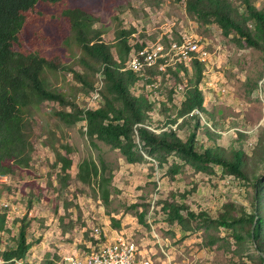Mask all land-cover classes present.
<instances>
[{"label": "rangeland", "instance_id": "obj_1", "mask_svg": "<svg viewBox=\"0 0 264 264\" xmlns=\"http://www.w3.org/2000/svg\"><path fill=\"white\" fill-rule=\"evenodd\" d=\"M89 1L99 17L95 27H103L109 41H114L121 29H135L143 34L146 47L166 52L171 40L185 34L199 35L210 53L199 83L206 109L201 112V124L208 125L216 134L220 146L228 150L241 148L249 158L259 159V143L264 136L262 50L240 41L235 33L225 35L215 23L202 24L186 12V3L182 0ZM232 1L242 11L243 0ZM252 1L258 8H264V0ZM165 36L169 37V42L165 41ZM131 41L135 42L133 36ZM194 72L192 68L188 74L184 69L180 70L183 81L164 78L158 72L154 75L158 83L141 81L135 94L149 96L155 104L152 126L156 132L168 128L160 103H168L175 118ZM143 83L148 85L149 95L141 87ZM71 85H77L72 73L62 72L57 87L65 89ZM90 96L82 91L77 100L82 107L90 102L89 105L98 107L99 101L92 102ZM62 109L58 103L47 101L31 110L34 146L31 166L29 170L18 169L7 175L8 180L1 189L0 212L8 215L14 235L19 233L21 219L28 216L27 234L32 246L26 259L31 264H43L47 256L50 259L58 257L60 261L86 256L96 248V240L91 236L96 226L115 236L118 244L136 243V262L150 259L153 264L257 263L254 244L248 239L234 237L232 229L223 226L206 229L202 217L184 225L177 221L172 223L167 220L163 208L164 201L174 199L192 211L207 213L211 220L216 219L228 203L243 205L251 212L255 192L252 182L228 174L217 165L213 172L206 173L187 164L182 172L171 175V163H182L175 155L168 156V161L162 165L144 152L143 160L128 162L119 149L98 139L92 143L85 133V121L70 126L54 115V110ZM182 120L180 118L178 122ZM192 124L178 130L176 124L174 128L186 140L193 129ZM203 127L197 135L199 148L214 144ZM65 144L73 148L70 155L73 164L67 179L60 170L61 164L54 165V149ZM84 158H92L98 164L105 161L111 169L114 190L108 203L101 198L95 183L89 185L78 180V166ZM256 173L261 176L264 169L259 167ZM145 210L143 222L140 214ZM214 238H217L216 243L210 244ZM4 239L11 244L7 235ZM1 247L4 249L5 245Z\"/></svg>", "mask_w": 264, "mask_h": 264}, {"label": "trees", "instance_id": "obj_2", "mask_svg": "<svg viewBox=\"0 0 264 264\" xmlns=\"http://www.w3.org/2000/svg\"><path fill=\"white\" fill-rule=\"evenodd\" d=\"M182 1L186 3V12L202 24L215 23L225 35L235 33L240 41L264 52V8H258L252 0L242 1V11L232 0ZM98 21L89 0H0V194L7 175L18 169L29 170L31 166L34 151L31 110L52 101L63 107L54 110L55 116L70 126L85 121V133L92 143L98 139L119 149L128 162H139L146 153L162 165L168 161V156L175 155L182 163H171V175L182 172L187 164L206 173L213 172L217 165L228 174L252 182L255 192L251 212L243 205L228 203L225 210L211 220L207 213L192 211L174 199L164 201L163 208L172 223L177 221L184 225L202 217L206 229L220 226L232 229L234 237L254 244L258 253L254 264H264V174L256 173L257 168L264 169V136L259 143V159L249 158L244 149L228 150L220 146L216 134L208 125L201 124V112L206 109L199 83L205 64L195 60L191 65L181 63L161 71L159 64L164 60H160L149 67L146 76L141 75L129 67V60L134 50L142 58L147 46L143 34L135 29H121L116 39L109 41L104 36L106 30L95 27ZM131 36L135 42L131 41ZM166 38L169 42V37ZM191 68L195 71L194 77L189 80L177 116L173 118L175 112L168 103H160L168 128L156 132L152 126L155 104L149 96L136 95V90L146 77L149 78L147 84L158 83L156 72L164 78L183 81L180 70L188 74ZM62 72L72 73L77 85L58 88ZM147 84L141 87L149 95ZM96 90L101 93L100 105L90 107L89 103L82 107L77 100L79 93L92 95ZM178 118H183L182 122L179 123ZM176 124L177 130L192 124L186 140L175 130ZM202 126L214 144L199 148L197 135ZM54 152V165L61 164L60 170L67 179L73 164L70 156L73 148L65 144ZM78 169V180L89 185L95 183L101 198L108 203L114 190L113 174L105 161L98 164L92 158H84ZM146 212L140 214L143 222ZM27 217L21 219L19 233L14 235L8 215L0 212V264H28L26 256L32 245L27 234L30 226ZM6 235L11 244L4 239ZM216 240L214 238L210 244ZM57 258L47 256L43 264H58L60 259Z\"/></svg>", "mask_w": 264, "mask_h": 264}, {"label": "bare ground", "instance_id": "obj_3", "mask_svg": "<svg viewBox=\"0 0 264 264\" xmlns=\"http://www.w3.org/2000/svg\"><path fill=\"white\" fill-rule=\"evenodd\" d=\"M206 47L207 46H205L201 37L196 33L185 34L179 39L171 40L169 49L166 52H163L162 50L151 49L150 47H146L143 52V56L141 58L134 50L133 52H131L129 67H131L137 73L146 76L149 67L158 64L160 60H164V62L159 64V68L161 71H167L170 67H174L181 63L186 65H191L195 60H198L206 65L210 55ZM148 57H150V60L143 61ZM134 58L136 59V61H141L140 64H134L133 63ZM146 79L149 78L146 77ZM90 97L92 102H95L94 100H98L100 102L101 93L99 90H96L92 93ZM95 106L90 105V107H95ZM7 180L8 177H6V181ZM120 244L124 246V249L133 248L135 254L137 255L138 246L136 243L122 242ZM144 261H149V260H144Z\"/></svg>", "mask_w": 264, "mask_h": 264}, {"label": "built area", "instance_id": "obj_4", "mask_svg": "<svg viewBox=\"0 0 264 264\" xmlns=\"http://www.w3.org/2000/svg\"><path fill=\"white\" fill-rule=\"evenodd\" d=\"M148 60L150 57L143 61ZM140 62L136 61L135 58L133 59L134 64H140ZM91 236L96 240L95 249L83 257L64 258L58 264H152L151 261L144 260L136 262L134 249H124V246L118 244L114 236L109 235L101 226L94 227Z\"/></svg>", "mask_w": 264, "mask_h": 264}, {"label": "crops", "instance_id": "obj_5", "mask_svg": "<svg viewBox=\"0 0 264 264\" xmlns=\"http://www.w3.org/2000/svg\"><path fill=\"white\" fill-rule=\"evenodd\" d=\"M115 237V236H114ZM118 237V236H117ZM142 260H145V259H142ZM147 260H149V261H151L152 262V260H150V259H147ZM28 261V260H27ZM30 262V261H29ZM31 264V263H30ZM152 264H153V262H152Z\"/></svg>", "mask_w": 264, "mask_h": 264}]
</instances>
